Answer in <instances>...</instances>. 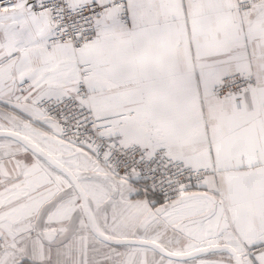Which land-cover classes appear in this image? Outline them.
<instances>
[{
    "label": "snow or ice",
    "instance_id": "1",
    "mask_svg": "<svg viewBox=\"0 0 264 264\" xmlns=\"http://www.w3.org/2000/svg\"><path fill=\"white\" fill-rule=\"evenodd\" d=\"M0 264H264V0H0Z\"/></svg>",
    "mask_w": 264,
    "mask_h": 264
}]
</instances>
